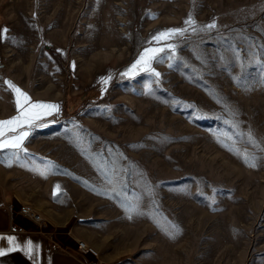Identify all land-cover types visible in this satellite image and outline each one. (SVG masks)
Here are the masks:
<instances>
[{
    "label": "rangeland",
    "instance_id": "1",
    "mask_svg": "<svg viewBox=\"0 0 264 264\" xmlns=\"http://www.w3.org/2000/svg\"><path fill=\"white\" fill-rule=\"evenodd\" d=\"M5 81L58 106L1 155L5 185L70 194L104 264H264V0H0L15 117Z\"/></svg>",
    "mask_w": 264,
    "mask_h": 264
},
{
    "label": "crops",
    "instance_id": "2",
    "mask_svg": "<svg viewBox=\"0 0 264 264\" xmlns=\"http://www.w3.org/2000/svg\"><path fill=\"white\" fill-rule=\"evenodd\" d=\"M43 103L51 104L49 102ZM54 110H51L50 115L37 119L33 125L46 121V118L54 114ZM10 118L12 117H0V121ZM31 127L26 125L22 129H17V133L29 131ZM17 133L9 132L7 135L13 136ZM10 152L14 151L0 150V157ZM10 175L12 173L8 166L0 167V237L4 238L0 239V249L5 253L0 256V264H84L78 254L54 249L52 245L56 240L52 237L51 232L46 230L48 226L49 230L57 229L58 233H64L65 240L68 242L65 246L69 248H72V241L79 239L98 247V240L90 230L85 227L72 228V217L74 216L72 196L65 194L63 198L51 197L50 195L48 197L39 190L19 188L13 184L8 187L4 182H6V177ZM21 203L31 204L43 214L45 228H34L31 226V221L18 216L16 221L27 224L29 228L22 232L11 231V209H17ZM7 237H14L19 247L13 248L8 243ZM29 241L32 242L31 248L25 246Z\"/></svg>",
    "mask_w": 264,
    "mask_h": 264
},
{
    "label": "snow or ice",
    "instance_id": "3",
    "mask_svg": "<svg viewBox=\"0 0 264 264\" xmlns=\"http://www.w3.org/2000/svg\"><path fill=\"white\" fill-rule=\"evenodd\" d=\"M186 24H191L193 21L191 20V17L185 22ZM208 27H214V25H208ZM6 31V30H4ZM185 31V29H168L162 32H157L153 36V40H155L157 43H159L161 40H170L172 37H174L177 34H182ZM168 49H171L174 52L175 46L172 44L166 45ZM165 51L164 47H153L146 49L145 52L141 55V57L128 69V71L125 73V75H128L129 73L133 71H151V63L153 60H155L159 53H162ZM155 76H159V73H153ZM6 84L10 88L13 89V91L17 95V99L15 101L16 108L18 111V115L15 117H12L5 121H0V150H10L14 152H20L24 151L23 143L24 139L29 135L28 131H22L17 133V129H22L26 125L28 127H31L34 122L37 119H40L41 117L45 115H50L51 110H58V106L54 104H47L43 102H31L30 98L27 96V94L23 93L19 88H16L14 85L11 84L9 81H5ZM27 105V107H25ZM11 133H17L13 136H8L7 134ZM249 139L250 142L253 144L254 141L251 140V134L249 133ZM245 160L247 161V154H245ZM254 166V165H250ZM59 186H57L58 188ZM0 239H4L0 237ZM8 243L15 247H19L14 237H7L6 238ZM26 247L31 248L32 242H27ZM12 250V249H9ZM4 251L0 249V256L4 255Z\"/></svg>",
    "mask_w": 264,
    "mask_h": 264
},
{
    "label": "built area",
    "instance_id": "4",
    "mask_svg": "<svg viewBox=\"0 0 264 264\" xmlns=\"http://www.w3.org/2000/svg\"><path fill=\"white\" fill-rule=\"evenodd\" d=\"M18 216H21L26 220H29L34 224L38 225L39 229H42L44 227L45 219L43 217V214L39 212L33 205L21 203L17 209H11V231L22 232L28 229L27 227L21 225L16 221ZM76 241L78 245L76 249L65 246L63 247L56 242H53L52 246L56 250H62L64 252H69L72 254H78L80 260L84 264H104L103 259H101L100 252L95 246L90 245L83 239Z\"/></svg>",
    "mask_w": 264,
    "mask_h": 264
}]
</instances>
